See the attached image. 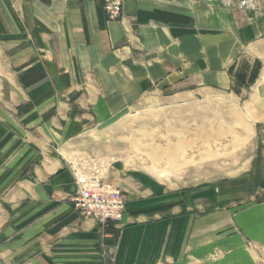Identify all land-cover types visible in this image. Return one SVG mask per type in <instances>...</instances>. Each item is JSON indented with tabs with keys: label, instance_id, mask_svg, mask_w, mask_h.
I'll list each match as a JSON object with an SVG mask.
<instances>
[{
	"label": "crops",
	"instance_id": "obj_1",
	"mask_svg": "<svg viewBox=\"0 0 264 264\" xmlns=\"http://www.w3.org/2000/svg\"><path fill=\"white\" fill-rule=\"evenodd\" d=\"M263 47L264 0H126L123 25L100 0H0V264H264V128L240 174L190 186L101 146L145 96L253 108ZM77 177L120 189L119 227L74 210Z\"/></svg>",
	"mask_w": 264,
	"mask_h": 264
},
{
	"label": "rangeland",
	"instance_id": "obj_2",
	"mask_svg": "<svg viewBox=\"0 0 264 264\" xmlns=\"http://www.w3.org/2000/svg\"><path fill=\"white\" fill-rule=\"evenodd\" d=\"M262 62L251 85L259 104L251 109L243 103L248 97H243L240 103L225 95L215 103L165 107L145 96L106 131L101 146L108 151L109 160L122 157L132 167L162 179L182 180V185L188 186L240 174L262 139L264 60ZM182 111L189 117L182 121L175 119ZM251 115L262 118L251 120ZM182 127L194 133L187 142L173 136L175 129ZM246 135L250 137L248 141H245Z\"/></svg>",
	"mask_w": 264,
	"mask_h": 264
},
{
	"label": "built area",
	"instance_id": "obj_3",
	"mask_svg": "<svg viewBox=\"0 0 264 264\" xmlns=\"http://www.w3.org/2000/svg\"><path fill=\"white\" fill-rule=\"evenodd\" d=\"M108 22L124 24L126 0H100ZM245 2H242L244 5ZM76 192L72 198L74 210L84 219H92L101 230L119 227L125 201L121 191L94 177H77L74 180Z\"/></svg>",
	"mask_w": 264,
	"mask_h": 264
},
{
	"label": "bare ground",
	"instance_id": "obj_4",
	"mask_svg": "<svg viewBox=\"0 0 264 264\" xmlns=\"http://www.w3.org/2000/svg\"><path fill=\"white\" fill-rule=\"evenodd\" d=\"M126 27V26H125Z\"/></svg>",
	"mask_w": 264,
	"mask_h": 264
}]
</instances>
